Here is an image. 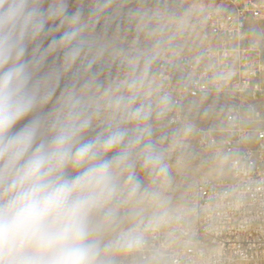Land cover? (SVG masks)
Masks as SVG:
<instances>
[{
	"label": "clouds",
	"instance_id": "obj_1",
	"mask_svg": "<svg viewBox=\"0 0 264 264\" xmlns=\"http://www.w3.org/2000/svg\"><path fill=\"white\" fill-rule=\"evenodd\" d=\"M55 20L68 29L50 50L63 48L70 68L86 54L87 25L66 14L63 0H53L47 9L41 0H0V264H111L110 253L141 247L144 233L164 219L158 212L147 224L138 219V205H160L159 194L142 189L130 171L132 154L148 130L137 128L140 134L129 137L117 126L80 142L91 117L72 93L51 123L34 116L21 124L52 97L50 77L39 76V65L26 53ZM134 99L119 96L108 103L122 107L128 120H146L143 106L131 107ZM142 155L144 168L167 176L163 155L150 142ZM125 206H131L128 226L105 242L104 234L122 222Z\"/></svg>",
	"mask_w": 264,
	"mask_h": 264
},
{
	"label": "rangeland",
	"instance_id": "obj_2",
	"mask_svg": "<svg viewBox=\"0 0 264 264\" xmlns=\"http://www.w3.org/2000/svg\"><path fill=\"white\" fill-rule=\"evenodd\" d=\"M52 3L53 0H41V7L47 9ZM63 3L68 16H78L87 25L83 33L86 54L66 68L65 50L50 48L52 41L68 29V24L48 21L45 31L29 44L26 58L37 62L39 76L50 77L52 97L21 124L34 116L51 123L64 98L72 93L91 117L80 142L107 135L110 128L117 126L127 130L129 137L140 134L137 128L147 129L148 134L132 154L130 171L142 189L159 194L160 205L159 208L147 202L138 205V219L151 218L154 212L163 218L184 215L196 183L230 174L220 143L209 144L206 137L211 133L220 140L229 135L219 130L230 127L226 112L232 100L225 94L210 93L174 103L178 86L185 79L178 57L197 59L199 49L204 45L207 48L210 40L206 37V17L224 10L225 0H63ZM133 95L131 107L143 106L148 112L146 120H128L122 107L109 106L114 97ZM165 98L166 104L161 103ZM148 142L163 155L166 177L143 167L142 149ZM254 142L253 138L251 143ZM68 172L74 174L71 168ZM128 174L125 172L124 176ZM130 207L121 208L122 222L104 234L105 242L128 226L125 214ZM125 257L126 251L109 254L111 264H122Z\"/></svg>",
	"mask_w": 264,
	"mask_h": 264
},
{
	"label": "built area",
	"instance_id": "obj_3",
	"mask_svg": "<svg viewBox=\"0 0 264 264\" xmlns=\"http://www.w3.org/2000/svg\"><path fill=\"white\" fill-rule=\"evenodd\" d=\"M230 4H238V11L230 12ZM206 18L221 43L204 45L197 59L178 57L185 79L174 103L210 93L232 100L226 112L230 127L219 130L229 135L206 137L228 152L230 174L192 188L194 201L184 215L146 231L143 245L126 251L122 264H264V5L225 0L224 10Z\"/></svg>",
	"mask_w": 264,
	"mask_h": 264
},
{
	"label": "bare ground",
	"instance_id": "obj_4",
	"mask_svg": "<svg viewBox=\"0 0 264 264\" xmlns=\"http://www.w3.org/2000/svg\"><path fill=\"white\" fill-rule=\"evenodd\" d=\"M252 5H264V0H252ZM238 11V4H230V12H237ZM215 13V12H213ZM220 13V12H217ZM207 29H206V37L209 38L210 42L208 43L207 48H215L216 44L221 43V34L216 32V28L212 20H207ZM197 57V56H196ZM191 59V58H190ZM227 158V164L229 167V154L228 152H223ZM207 184H216L215 179H205L198 183H196L193 188H199L203 186H207ZM189 201H194V192L191 193ZM168 218V217H165ZM147 219L143 220V223H146Z\"/></svg>",
	"mask_w": 264,
	"mask_h": 264
},
{
	"label": "crops",
	"instance_id": "obj_5",
	"mask_svg": "<svg viewBox=\"0 0 264 264\" xmlns=\"http://www.w3.org/2000/svg\"><path fill=\"white\" fill-rule=\"evenodd\" d=\"M248 29H249V31H250V35L251 36H255L256 35V32H255V30L253 29V24L252 23H249L248 24Z\"/></svg>",
	"mask_w": 264,
	"mask_h": 264
}]
</instances>
